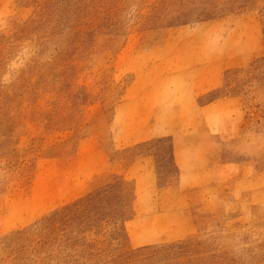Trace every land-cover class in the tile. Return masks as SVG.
Masks as SVG:
<instances>
[{"label":"rangeland","instance_id":"1","mask_svg":"<svg viewBox=\"0 0 264 264\" xmlns=\"http://www.w3.org/2000/svg\"><path fill=\"white\" fill-rule=\"evenodd\" d=\"M0 264H264V0H0Z\"/></svg>","mask_w":264,"mask_h":264}]
</instances>
